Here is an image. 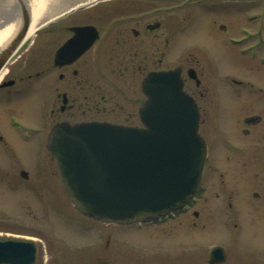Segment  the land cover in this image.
I'll use <instances>...</instances> for the list:
<instances>
[{
  "label": "flooded vegetation",
  "instance_id": "af4514ba",
  "mask_svg": "<svg viewBox=\"0 0 264 264\" xmlns=\"http://www.w3.org/2000/svg\"><path fill=\"white\" fill-rule=\"evenodd\" d=\"M230 1L232 4L229 12L234 14L233 24L238 25L233 28L234 31L231 32L228 41L211 40V38L205 48L199 44L195 50L186 47L181 53L179 63L183 90L196 104L199 113L198 131L208 149L200 188L186 207L161 220L167 224L165 230L167 239H158L155 242L141 235L121 236L116 245L131 251L140 244L144 247H162L157 250L160 254L154 252L153 257L143 258L130 255L122 249L120 250L123 251L122 257L126 258L122 260V264H264V0ZM251 1H254V7L259 9H247L253 5V3L247 4ZM155 12V9H127L114 16L117 17L116 21L106 22L111 28L117 26L125 29L121 31L117 42L118 48L112 52V59L118 66L136 65V70L131 72L132 76L137 73L142 77L149 71L168 67L161 65L169 55L164 50L167 49L169 39L174 32L173 26H167L168 36L163 38L164 48H160L157 42H152V50L148 54H143L135 43L136 37L140 35L151 36L154 40L158 38L155 32L161 28V21L159 25L156 19L145 20L150 15H156ZM212 12H215V9ZM241 19L242 23L239 24ZM61 22L57 21L53 26L46 27L40 34L52 32ZM140 25L143 34L137 29ZM96 27L101 34L102 29ZM126 29L131 30L133 41ZM225 31L226 26L218 25L215 33L225 34ZM214 35L212 33V37ZM90 49L73 62L61 66L55 65L54 53L50 56V50L44 49L37 63L32 64L35 68L33 73H28L26 70L23 74H19L16 70V72L9 70L7 79L0 84V103L4 107L0 108V118L3 115L5 119L12 118V116L7 118V115L11 110L21 106L17 100L21 98L23 100V92L30 88V81L44 77L48 84L47 88L50 91H57L56 95L59 98L56 111L52 109L50 112H57L58 115H62L63 121L71 122L70 115L82 105L78 102V98L83 96L88 99L93 89L99 90L101 87L95 85L91 79L93 63L90 57L82 58ZM101 49L95 50L97 57L102 54ZM215 53L225 55L227 64L231 66L230 73L216 69ZM206 60H208L207 64ZM218 60L221 61L219 58ZM220 61L216 66H221ZM93 62L97 63L96 60ZM147 67L149 70H146ZM189 69L194 71L193 77H189ZM55 70H58L57 83L55 81L51 84L50 79L46 77ZM39 83L43 85L44 90L47 89L45 83L42 81ZM3 96L5 99L2 98ZM141 101L142 98L135 102L136 105H140ZM55 105L56 103H53V107ZM86 109L89 107L86 106ZM216 112L231 114L232 121L227 128L224 124H216L213 119V114ZM9 120L0 121V142L10 140L2 131L3 123L5 126H13L21 137L25 130L24 122L20 124ZM37 131L42 133L40 130ZM210 159L211 162L213 161L212 164H209ZM210 166L215 176V185L220 192L215 193L217 201L213 202L212 208L213 215L217 218L216 228L212 229L216 243L206 250L201 248V244L210 236L198 233L197 241L189 240L188 228L197 227L198 232H202L212 216L211 208H208L204 201L207 198L203 194L207 189V186L203 185L204 174ZM7 174L12 182L17 183L15 172L11 175ZM13 186L16 189L28 190L27 187ZM199 202L201 207L197 210L193 209ZM190 214L191 221L188 216ZM134 225L135 229H141L143 225L148 224ZM106 237L97 260H92L88 247L82 249L81 253L86 254L84 257L81 254L76 257L85 264H112V254L107 251L111 237L108 234ZM42 251V246L39 245V252Z\"/></svg>",
  "mask_w": 264,
  "mask_h": 264
},
{
  "label": "rangeland",
  "instance_id": "374dc122",
  "mask_svg": "<svg viewBox=\"0 0 264 264\" xmlns=\"http://www.w3.org/2000/svg\"><path fill=\"white\" fill-rule=\"evenodd\" d=\"M254 3L247 9L257 8L254 7ZM127 9H155L156 15H150L145 20L153 21L156 19L161 21V28L155 32L158 37L155 40L151 36L144 37L140 35L136 37L135 43H137L143 54H148L152 50V42H157L160 48H164L163 38L168 36L167 26L175 28L169 39L168 47L164 50L169 55L161 65L162 67H172L179 64L181 53L186 47L195 50L198 44L203 45L202 47L205 48L208 41L213 39L228 41L229 36L232 35L231 32L234 31L233 28L238 25L233 24L234 14L227 11L228 8L226 10L219 8V12L216 9L215 12H212L214 9L211 10V8V11H208V8L202 7L201 3L198 4L195 0L103 1L78 11L72 17H68L52 32H43L42 34L40 32L31 36L30 48L26 50V46L19 53L14 63L8 66V71H17L19 74H23L27 70L28 73H33L35 68L32 64L37 63L41 57V52L44 49L50 50L51 56L55 49L69 37V33L66 32L64 27L78 23L95 24L102 29L100 38L82 58L90 57L93 63L91 79L95 85L101 87L99 90L93 89L88 99L83 96L78 98V102L82 105L79 108L77 107L70 115L71 122L104 119L109 122L138 125V105L135 102L143 98L139 87L141 76H138L137 73L131 75V72L136 70V65L123 67L115 64L112 59V52L118 48V38L122 33L121 31L125 29L117 26L111 28L106 24L108 20L116 21L117 17L114 16ZM240 23H242V19L239 21ZM213 25L216 29L213 28ZM218 25L226 26L225 34L215 33ZM127 27L131 28V26ZM134 28L136 27L134 26ZM137 29L140 34H143L141 25ZM126 31H128L131 41H133L131 30L126 29ZM212 33L216 36L212 37ZM99 48H102V54L97 57V51L95 50ZM193 54L196 55V53ZM215 54L214 57L217 58L214 60L216 69L230 73L231 66H229V63L227 64L225 55ZM97 58L99 59L97 60ZM93 60H96L97 63H94ZM219 61L221 66L218 67L216 65ZM207 63L208 60H206ZM146 70H149V67ZM11 71L10 75L13 74ZM57 74L58 70H55L46 79H50L51 84L55 81L57 83ZM7 75L4 76L3 81L7 79ZM40 80L45 83L47 88L48 84L44 77L30 81V88L25 89L23 92V100L22 98L17 100L20 103L19 106H21L17 107L18 109L11 110L7 115V118L12 116L11 121L26 123V127L29 129H27L28 132H25L24 138L18 134L13 126H5L3 123L2 131L10 140H6L8 143L6 141L0 142V233L6 232L36 239L43 249L39 254L38 263L45 264H85L82 260H79L80 258L76 257L80 254L82 257L86 255L81 253L82 249L85 250V247L90 249L89 253H91L92 260H97L100 256L101 246L106 242L107 234L111 237L109 250L107 251L112 254V264H120L122 260L126 259L122 257L123 251H120L124 248L116 245L121 236L127 234L141 235L143 238L155 242L158 239H167L168 235L165 233L167 224L165 223L143 225L141 229H135V225L104 224L81 215L71 205L59 181L55 162L45 148L46 135L50 128L57 121L64 120L61 114L50 112L52 109L56 111L59 98L56 95L57 91H50L48 88L44 90L43 85L39 83ZM2 98L5 99L4 96ZM53 103H56L54 107ZM1 105L2 103H0ZM86 106L89 109H86ZM0 108L4 107L1 106ZM0 119L1 122H3V119L7 122L10 121V118L5 119L4 115ZM213 119L217 125L224 124L226 128L232 121L229 112H216L213 114ZM37 129L42 133L33 131ZM211 160H209V164L213 163ZM21 169L27 171V179L19 177V170ZM14 172L17 175V179L15 178L17 183L12 182L9 174H7L10 173L11 175ZM214 178L210 166L204 174L203 182V185L207 186L206 191L203 192L204 197L207 198L204 201L207 203L208 208H211L210 221L206 223L207 225L202 232H198L197 227L193 229L190 226L188 228L189 240L194 239L193 241H197L196 234L198 233L210 236L207 241L201 244L202 247L200 246L206 250L213 243H216V239L212 236V229L216 226L217 218L213 215L212 208L213 202L217 201L215 193L220 192V190L217 189ZM13 185L27 187L28 190L13 188ZM200 205L201 202L193 209H199ZM188 216L191 221L192 215ZM158 249H162V247H144L140 244V246L134 248V251L128 249H124V251L126 250L135 257L143 258L153 257L154 254L152 255V253H159Z\"/></svg>",
  "mask_w": 264,
  "mask_h": 264
},
{
  "label": "water",
  "instance_id": "95a60500",
  "mask_svg": "<svg viewBox=\"0 0 264 264\" xmlns=\"http://www.w3.org/2000/svg\"><path fill=\"white\" fill-rule=\"evenodd\" d=\"M48 1L0 0V72ZM94 1L72 0L40 26ZM71 30L74 37L57 52L56 62L77 57L97 36L90 26ZM179 74L175 69L150 73L144 79L146 100L138 110L143 127L62 122L51 129L46 148L56 161L67 196L80 213L108 223L149 221L181 207L194 194L206 147L197 132L196 106L182 91ZM36 253L31 240L0 239V264H33Z\"/></svg>",
  "mask_w": 264,
  "mask_h": 264
},
{
  "label": "bare ground",
  "instance_id": "6f19581e",
  "mask_svg": "<svg viewBox=\"0 0 264 264\" xmlns=\"http://www.w3.org/2000/svg\"><path fill=\"white\" fill-rule=\"evenodd\" d=\"M72 0H50L47 3H45L35 14L33 19L31 20L30 27L28 29V32L25 36V39L29 38L33 33L36 31V29L40 26L42 23V20L46 17L49 18L52 15L55 14V12H59V10H62L64 7L68 6L69 3ZM6 73V70H2L0 72V81L4 74Z\"/></svg>",
  "mask_w": 264,
  "mask_h": 264
}]
</instances>
